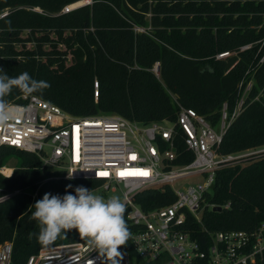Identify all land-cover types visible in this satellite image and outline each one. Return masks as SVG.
<instances>
[{"label": "trees", "instance_id": "trees-1", "mask_svg": "<svg viewBox=\"0 0 264 264\" xmlns=\"http://www.w3.org/2000/svg\"><path fill=\"white\" fill-rule=\"evenodd\" d=\"M72 1L0 0V13L12 8L0 19V67L9 76L27 71L34 79L50 83V88L33 94L81 117L117 113L143 123L176 121L180 107H187L216 126L224 104L231 115L244 96L242 111L218 148L221 155L234 158L217 170L208 193V200L223 208H207L203 222L211 231H250L263 223L264 27L256 25L261 22L260 12L264 13V0H228L229 7L223 0H153L155 4L150 0H96L92 7L59 16L18 8L40 5L58 12ZM251 13L252 19L247 20ZM235 14L238 19L232 18ZM91 26L95 31L86 32ZM149 26L153 31L134 29ZM26 28L32 35L23 37ZM32 40L35 47H26ZM224 53L228 55L219 57ZM158 64L159 72H155ZM22 95L13 89L5 99L11 103ZM175 146L182 153L175 165L193 160L182 131ZM14 152L20 155V163L13 175L0 173V245L13 242L12 264H25L30 255L64 241L87 243L73 229L48 245L39 244V228L28 208L45 193L64 195L69 184L73 188L67 191L75 194L76 186L91 190L99 182L70 179L64 171L43 169L36 155L10 146L0 147V167L5 156ZM174 199L172 188L164 185L142 191L135 202L149 211ZM125 221L131 235L119 251L128 253L131 262L147 264L136 256L131 243L137 227ZM194 226L201 228L196 222Z\"/></svg>", "mask_w": 264, "mask_h": 264}, {"label": "built area", "instance_id": "built-area-1", "mask_svg": "<svg viewBox=\"0 0 264 264\" xmlns=\"http://www.w3.org/2000/svg\"><path fill=\"white\" fill-rule=\"evenodd\" d=\"M95 2L75 0L58 12H49L40 5L18 8L59 16L81 7H92ZM11 9L4 8L0 19L8 16ZM88 31L94 32L95 27H89ZM99 90L96 80V100ZM244 102L243 96L231 115L225 103L220 122L214 126L204 115L187 107L180 108L176 121L143 123L117 113L75 116L36 94L22 95L19 101L10 104L24 110L23 115L16 121L0 125V147L10 146L34 154L40 159L41 168L64 171L68 178L71 172L72 179L96 180L99 184L91 190L106 199L109 192L122 193L126 209L124 218L137 227L131 243L142 262L264 264V222L250 231H211L203 222L207 208L222 207L211 203L208 193L212 192L217 170L225 161L234 158L221 155L218 148ZM180 131L194 158L188 164L177 166L174 162L182 153L176 150L175 140ZM14 171L15 167L7 164L0 167L5 177H11ZM141 171L148 174L120 175L121 172ZM189 176L194 182L175 187L176 182ZM164 185L174 192L175 199L171 203L145 211L135 202L142 191ZM195 222L201 228L195 227ZM12 255L13 242L0 245V264H12ZM25 264H105V258L87 243H71L43 248L30 255ZM120 264H125L124 259ZM129 264H132L130 256Z\"/></svg>", "mask_w": 264, "mask_h": 264}, {"label": "clouds", "instance_id": "clouds-1", "mask_svg": "<svg viewBox=\"0 0 264 264\" xmlns=\"http://www.w3.org/2000/svg\"><path fill=\"white\" fill-rule=\"evenodd\" d=\"M50 87V83L34 79L27 71L9 76L0 67V125L16 121L23 115L24 110L5 99L13 89L30 96ZM68 174L71 179L72 173ZM71 188L73 185L69 184L67 189ZM67 189L62 196L45 193L42 199L29 205L30 219L36 221L39 228L37 242L48 245L62 232L75 229L90 248L105 258V264H120L123 254L119 248L127 244L131 235L124 219V200L116 195L106 199L83 185L74 188L75 194Z\"/></svg>", "mask_w": 264, "mask_h": 264}, {"label": "rangeland", "instance_id": "rangeland-1", "mask_svg": "<svg viewBox=\"0 0 264 264\" xmlns=\"http://www.w3.org/2000/svg\"><path fill=\"white\" fill-rule=\"evenodd\" d=\"M150 3H153V4H155L156 2H154L153 0H150ZM257 4V3H256ZM223 5L225 6V7H229L230 6V2L228 1V0H223ZM212 7H214L213 5H212ZM261 13V22L260 23H258L257 25H256V27H259V28H261V27H264V13L263 12H260ZM149 16V15H148ZM161 18V20H163V15H161L160 16ZM220 17V19L223 17V15H220L219 16ZM252 17V13L250 14V15H247L246 16V19L247 20H250V19H252L251 18ZM175 18H178V16L176 17L175 16ZM232 18L233 19H238V15L237 14H235V15H233L232 16ZM190 19H193L192 17H190ZM140 30L139 31H143V30H151V31H153V27L152 26H149V27H146V28H142V27H138ZM28 30H30V28H26V29H23V31H22V35H23V37H28V36H31L32 35V33L31 32H29ZM182 31H184V33H187L188 32V30L186 29V28H184ZM199 31V30H198ZM35 45H36V42L35 41H30V42H27L26 43V47H28V48H34L35 47ZM60 47H62V45H60ZM181 108V107H180ZM242 153V152H241ZM248 152H245V153H243V154H247ZM19 163H20V155L17 153V152H14V153H11V154H7L6 156H5V158L3 159V161H2V163H1V165L2 164H7V165H10V166H12V167H15V169H16V167H18V165H19ZM192 182H194V180H193V178L192 177H185L184 179H182V180H180V181H178V182H176L175 183V187L176 188H179L181 185H183V184H190V183H192ZM96 189L97 187L96 186H94L93 187V189ZM97 191H99V189H97ZM114 195H116V196H120L121 197V199H122V193H120V192H117V193H111V192H109L108 193V197H111V196H114ZM34 196H36V194L34 195ZM106 197H107V195H106ZM123 200V199H122ZM63 244H66V245H70L71 243L70 242H68V241H64V243ZM132 264H140V263H138V262H132Z\"/></svg>", "mask_w": 264, "mask_h": 264}, {"label": "snow or ice", "instance_id": "snow-or-ice-1", "mask_svg": "<svg viewBox=\"0 0 264 264\" xmlns=\"http://www.w3.org/2000/svg\"><path fill=\"white\" fill-rule=\"evenodd\" d=\"M133 159L135 157H132ZM100 175H107L108 173H99ZM135 174H139V175H147V172H121L120 175L121 176H125V175H135Z\"/></svg>", "mask_w": 264, "mask_h": 264}, {"label": "water", "instance_id": "water-1", "mask_svg": "<svg viewBox=\"0 0 264 264\" xmlns=\"http://www.w3.org/2000/svg\"><path fill=\"white\" fill-rule=\"evenodd\" d=\"M156 71L159 72V64L157 65ZM214 210L221 211L222 210V207L217 206V207L214 208ZM123 259L125 261V264H129V255H128V253H125L123 255Z\"/></svg>", "mask_w": 264, "mask_h": 264}]
</instances>
